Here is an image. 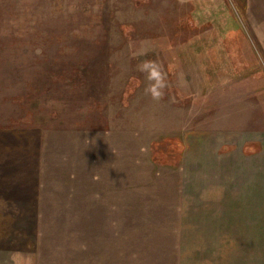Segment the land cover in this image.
I'll return each instance as SVG.
<instances>
[{
	"label": "rangeland",
	"instance_id": "374dc122",
	"mask_svg": "<svg viewBox=\"0 0 264 264\" xmlns=\"http://www.w3.org/2000/svg\"><path fill=\"white\" fill-rule=\"evenodd\" d=\"M254 3L0 0V264H264Z\"/></svg>",
	"mask_w": 264,
	"mask_h": 264
},
{
	"label": "crops",
	"instance_id": "0c3cea01",
	"mask_svg": "<svg viewBox=\"0 0 264 264\" xmlns=\"http://www.w3.org/2000/svg\"><path fill=\"white\" fill-rule=\"evenodd\" d=\"M254 6L260 9L259 10L260 11L259 14L257 13L258 15L257 14L255 15L257 18H258V16L260 17L258 19L259 21L255 22V24H254L256 26V27H254V30L256 32H258V31L264 30V0H257V1L255 0ZM260 46L264 50V45L260 43ZM3 141L8 143L11 140L10 139H7L6 137H4L3 139L0 138V144L1 143H4ZM259 154H262V151H260ZM18 165L21 166L22 163H20ZM0 174H3V173H0ZM19 174L20 175L15 174V173H13V171H11V173H9V175L4 174V177H8V176L11 177V179L8 180L9 183L15 184L14 181H16V183L18 184V186L17 187H13L9 192H13L14 194H16V193L19 194L20 193V195L22 194L20 196V198H19V201H20V205L19 206L24 207V206H27L26 202L28 201V199H27L28 196H26V194L28 192L34 193V192L37 191V186H38V179H37V177H38V163H37V161H35L34 169L32 168L31 169V173H29L30 174V177H31L30 180L26 179L24 177L25 175L23 176L21 173H19ZM22 177L24 178V180L22 179ZM20 185H22V186H20ZM23 194H24V196H23ZM32 198H34V197L32 196ZM3 199L4 200H6V199L8 200L9 198H7V197L5 198L4 197ZM34 200H35V198H34Z\"/></svg>",
	"mask_w": 264,
	"mask_h": 264
},
{
	"label": "clouds",
	"instance_id": "9594fccd",
	"mask_svg": "<svg viewBox=\"0 0 264 264\" xmlns=\"http://www.w3.org/2000/svg\"><path fill=\"white\" fill-rule=\"evenodd\" d=\"M138 70L145 74V79L148 82L144 89L145 94L149 95L155 101L163 99L168 82L167 73L164 71L162 65L156 61L145 60L138 65ZM16 256H20L21 260L15 262V264H33L30 256L15 253L13 254L14 261Z\"/></svg>",
	"mask_w": 264,
	"mask_h": 264
}]
</instances>
